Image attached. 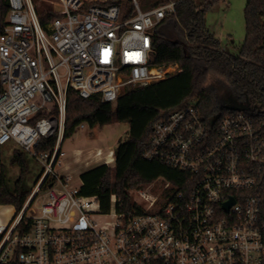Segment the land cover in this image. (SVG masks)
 <instances>
[{
	"label": "built area",
	"instance_id": "built-area-1",
	"mask_svg": "<svg viewBox=\"0 0 264 264\" xmlns=\"http://www.w3.org/2000/svg\"><path fill=\"white\" fill-rule=\"evenodd\" d=\"M115 1L57 0L53 11L61 16L42 26L32 0H8L0 31V153L14 142L43 176L13 220L0 223V264H264V110L256 106L238 102L248 109L214 127L196 100L158 119L142 157L188 178L182 189L163 178L140 186L129 211L114 193L104 211L98 196L80 194L56 172L68 91L114 103L123 89L177 71L152 65V30L173 3L144 11L130 0L134 12L126 17ZM53 136L51 150L36 151Z\"/></svg>",
	"mask_w": 264,
	"mask_h": 264
},
{
	"label": "trees",
	"instance_id": "trees-1",
	"mask_svg": "<svg viewBox=\"0 0 264 264\" xmlns=\"http://www.w3.org/2000/svg\"><path fill=\"white\" fill-rule=\"evenodd\" d=\"M221 1L138 0L144 11L173 3L152 30V65L177 66L176 73L144 87L125 88L114 103L101 102L98 96L83 99L77 92L68 91L62 143L84 124L93 128L116 121L129 126L126 138L114 148V166L99 165L80 175V194L98 196L104 211L109 209L113 193L122 201L123 210H131L135 206L134 191L160 178L183 188L181 184L188 178L186 172L142 157L152 126L161 117L184 108L191 100H196L200 116L211 127L235 110L230 108L229 98L264 110V0H246L245 36L237 55L223 48L205 25L206 12ZM93 4L96 5H88ZM126 4L125 15L129 17L134 9L130 0ZM7 13L8 0H0V31ZM36 13L42 26L61 16L46 2L36 6ZM55 143L53 136L43 139L35 149L49 151ZM10 164L18 168V177L9 182L6 167L1 164L0 205L11 206L18 213L32 193L28 183L30 163L25 151L15 148ZM38 177L33 181L35 185ZM48 185L49 181H45L39 191L46 190Z\"/></svg>",
	"mask_w": 264,
	"mask_h": 264
},
{
	"label": "rangeland",
	"instance_id": "rangeland-1",
	"mask_svg": "<svg viewBox=\"0 0 264 264\" xmlns=\"http://www.w3.org/2000/svg\"><path fill=\"white\" fill-rule=\"evenodd\" d=\"M89 1L90 3L104 5L111 0L105 2L104 0ZM126 1L127 0H121L120 3L123 6H126ZM41 2H46L54 9L56 7L57 0H36V3L33 1L36 6H39ZM245 4L246 0H222L205 14V25L208 31L215 38L219 39L223 48L228 49L234 55H237L239 47L245 36ZM128 130L129 126L125 122L113 121L112 123L103 127L94 126L93 128H90L88 125L84 124L83 127H77L74 134L70 138L64 140L61 148L63 152H66L69 155H71L76 149H83L84 151L97 148L102 150L107 148L114 149L119 141H122L126 138ZM15 148L18 147L14 142L10 141L1 148L0 153V166L4 163L7 170V175L10 180L9 182L11 183L14 182L18 177V168L10 164V159ZM25 153L26 158L30 163L28 183L33 192L43 176V167L30 154L27 152ZM37 177L39 178V181L35 185L33 181ZM52 178L53 175L50 174L48 176V181H50ZM161 185L162 181H158L155 184H152V189L155 191L159 190ZM145 189L150 191V185L145 186ZM44 191H41L39 194H37V199L34 202L35 206L38 204L39 200L42 199ZM15 215L16 211L13 207L0 205V223L9 224Z\"/></svg>",
	"mask_w": 264,
	"mask_h": 264
},
{
	"label": "crops",
	"instance_id": "crops-1",
	"mask_svg": "<svg viewBox=\"0 0 264 264\" xmlns=\"http://www.w3.org/2000/svg\"><path fill=\"white\" fill-rule=\"evenodd\" d=\"M108 149L111 151V155L113 154L112 157H114V153H113L114 149L111 148H107L105 150L97 148L88 151H84L83 149H76L74 150V152H72L71 155L62 151L63 156H61L59 159V164L56 167V172L61 177H68L70 181L69 182L70 185L81 187L82 182L80 179V175L82 173L90 169H93L99 165H106L113 167L115 158L113 164L111 165L106 164L104 161V155H105L104 153ZM99 152H101L102 154H97ZM91 155L92 157H95L96 160L89 159L88 157ZM64 159L66 163L63 161Z\"/></svg>",
	"mask_w": 264,
	"mask_h": 264
},
{
	"label": "bare ground",
	"instance_id": "bare-ground-1",
	"mask_svg": "<svg viewBox=\"0 0 264 264\" xmlns=\"http://www.w3.org/2000/svg\"><path fill=\"white\" fill-rule=\"evenodd\" d=\"M95 153H96V152H95ZM97 154H102V153L99 152V153H97ZM104 154H105V155H104V161H105V163H106V164H109V165L113 164V162H114V157H112V155H111V151L108 149V150L105 151ZM65 156H66V155H65ZM88 158H89V159H94V160H96L95 157H92V155L89 156ZM63 161L66 163L65 159H64Z\"/></svg>",
	"mask_w": 264,
	"mask_h": 264
},
{
	"label": "water",
	"instance_id": "water-1",
	"mask_svg": "<svg viewBox=\"0 0 264 264\" xmlns=\"http://www.w3.org/2000/svg\"><path fill=\"white\" fill-rule=\"evenodd\" d=\"M230 108L235 109V110H247L248 109V106L247 105H244V104H239L238 102L232 100L231 101ZM230 204L231 203H227L226 204V206H225L226 209H228L230 207Z\"/></svg>",
	"mask_w": 264,
	"mask_h": 264
},
{
	"label": "flooded vegetation",
	"instance_id": "flooded-vegetation-1",
	"mask_svg": "<svg viewBox=\"0 0 264 264\" xmlns=\"http://www.w3.org/2000/svg\"><path fill=\"white\" fill-rule=\"evenodd\" d=\"M230 102L233 100L232 98H229Z\"/></svg>",
	"mask_w": 264,
	"mask_h": 264
}]
</instances>
